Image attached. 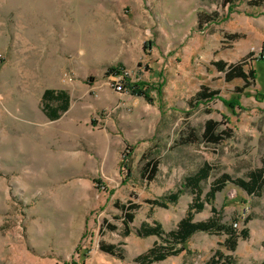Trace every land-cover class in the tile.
Masks as SVG:
<instances>
[{
	"label": "rangeland",
	"instance_id": "374dc122",
	"mask_svg": "<svg viewBox=\"0 0 264 264\" xmlns=\"http://www.w3.org/2000/svg\"><path fill=\"white\" fill-rule=\"evenodd\" d=\"M248 2L0 0V264H138L162 242L138 235L140 224L168 232L185 215L186 176L212 166L203 196L215 179L262 166L264 1ZM219 59L255 78H227L212 64ZM114 66L126 74L121 92L110 83ZM126 80L143 82L148 97ZM201 85L218 93L194 103ZM47 87L69 96L52 121L42 120ZM209 121L217 141L202 137ZM177 190L166 208L145 202ZM129 202L139 207L123 235L118 205ZM213 205L217 213L205 203L193 220L235 222L248 237L231 251L223 232L197 231L179 254L150 264H209L217 251L261 264L264 189L248 195L227 181Z\"/></svg>",
	"mask_w": 264,
	"mask_h": 264
},
{
	"label": "trees",
	"instance_id": "16d2710c",
	"mask_svg": "<svg viewBox=\"0 0 264 264\" xmlns=\"http://www.w3.org/2000/svg\"><path fill=\"white\" fill-rule=\"evenodd\" d=\"M237 0H221V5H233ZM264 0H249V4L252 6H260ZM211 15L215 16L216 12ZM208 15L204 18V21L214 20V17ZM201 14H199V17ZM201 22H203L201 20ZM212 64L217 70L224 71L226 77L232 79L234 77H241L246 83L248 82L247 77L251 79L255 78L254 70L250 69L247 73L243 71L240 66H234L233 64H227L222 59L213 61ZM109 71L120 72L118 66L110 67ZM130 92L136 95H144L148 97V94L143 89V82L130 83L125 81ZM218 93L216 89H210L205 85H201L200 89L193 95L192 101L194 103H199L202 101H207L213 99ZM55 104L56 106H52ZM69 104L68 94L61 89H45L42 95V109L45 111L50 119H56L59 117L61 112L65 111ZM215 122L209 121L205 132L202 134L205 139L210 141H217L218 137L214 134L213 126ZM262 166L250 171L247 174V178H235L231 179L228 175H223L213 182H211L209 189L202 196V186L201 182L206 180L212 169V166L205 162L194 174L188 175L184 178L182 188H188L192 193L191 202L188 204L185 211V215L179 220L177 227L168 232H163L162 227L159 223L154 222L153 225H147L142 222L137 229L138 235H156L162 242H154L153 245L148 248L145 252L135 256L134 260L138 264H150L153 262L161 261L166 259L171 255L179 254L186 246L191 235L197 231H218V233L223 232L225 234V240L223 244L226 249L233 251L237 246L238 238H247L249 235V229L245 226L239 231L236 230L235 222H230L228 224H223L218 222L217 219L209 218L205 221H194L193 216L196 212L201 211L205 203L211 205V210L214 213L216 208L213 205L215 200L216 192L223 189L227 181H231L237 187L244 190L248 195H261L264 189V158L262 160ZM156 171V165H153L152 173ZM181 190L175 192H169L163 197L158 198H147L145 202L151 206L168 207L170 203L175 202L178 199ZM122 210V222L124 224L123 235H128L130 233L129 223L134 219V210L139 207V204L134 202H129L128 205H118ZM111 229L114 226H110ZM100 248L113 255L121 256L120 250L116 248L114 244H101ZM217 259H212L209 264H233L231 258L223 255L221 251L216 252ZM218 257L223 259V262L218 260ZM77 264V263H76ZM264 264V260L261 262Z\"/></svg>",
	"mask_w": 264,
	"mask_h": 264
},
{
	"label": "built area",
	"instance_id": "2783aa9c",
	"mask_svg": "<svg viewBox=\"0 0 264 264\" xmlns=\"http://www.w3.org/2000/svg\"><path fill=\"white\" fill-rule=\"evenodd\" d=\"M261 55L263 56L264 59V51L263 53H261ZM114 73L110 76V83L112 85V87L117 91V92H121L124 90V80L126 78V74L125 73H115V72H111Z\"/></svg>",
	"mask_w": 264,
	"mask_h": 264
},
{
	"label": "crops",
	"instance_id": "0c3cea01",
	"mask_svg": "<svg viewBox=\"0 0 264 264\" xmlns=\"http://www.w3.org/2000/svg\"><path fill=\"white\" fill-rule=\"evenodd\" d=\"M47 88H49V89H53V90H57V89H55V88H51V87H47ZM47 88H45V89H47ZM44 89V90H45ZM52 106H56L55 104H51ZM64 112V111H63ZM61 114H62V112H61ZM60 114V115H61ZM59 115V116H60ZM42 120L43 121H52V120H54V119H50L48 116H47V114L45 113V111H42Z\"/></svg>",
	"mask_w": 264,
	"mask_h": 264
}]
</instances>
